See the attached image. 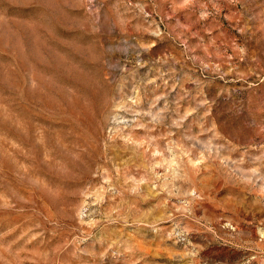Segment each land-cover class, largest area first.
<instances>
[{
  "label": "rangeland",
  "instance_id": "rangeland-1",
  "mask_svg": "<svg viewBox=\"0 0 264 264\" xmlns=\"http://www.w3.org/2000/svg\"><path fill=\"white\" fill-rule=\"evenodd\" d=\"M0 264H264V0H0Z\"/></svg>",
  "mask_w": 264,
  "mask_h": 264
}]
</instances>
